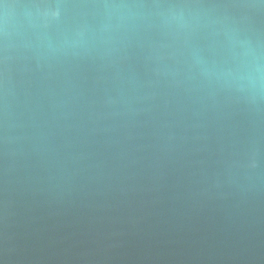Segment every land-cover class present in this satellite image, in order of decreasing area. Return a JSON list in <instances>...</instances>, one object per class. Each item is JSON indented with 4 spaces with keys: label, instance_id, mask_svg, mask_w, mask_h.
Masks as SVG:
<instances>
[{
    "label": "water",
    "instance_id": "95a60500",
    "mask_svg": "<svg viewBox=\"0 0 264 264\" xmlns=\"http://www.w3.org/2000/svg\"><path fill=\"white\" fill-rule=\"evenodd\" d=\"M0 264H264V0H0Z\"/></svg>",
    "mask_w": 264,
    "mask_h": 264
}]
</instances>
